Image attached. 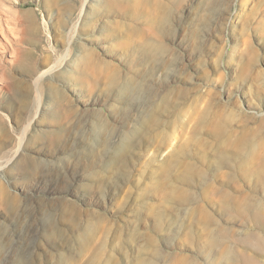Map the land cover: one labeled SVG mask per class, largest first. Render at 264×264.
<instances>
[{"label":"rangeland","instance_id":"obj_1","mask_svg":"<svg viewBox=\"0 0 264 264\" xmlns=\"http://www.w3.org/2000/svg\"><path fill=\"white\" fill-rule=\"evenodd\" d=\"M0 27V264H264V0H0Z\"/></svg>","mask_w":264,"mask_h":264},{"label":"bare ground","instance_id":"obj_2","mask_svg":"<svg viewBox=\"0 0 264 264\" xmlns=\"http://www.w3.org/2000/svg\"><path fill=\"white\" fill-rule=\"evenodd\" d=\"M2 21V20H1ZM1 28V27H0ZM11 29V28H10ZM0 32L3 33L4 31L2 30V28L0 29ZM4 35V34H3ZM5 37V36H4ZM70 54V50L68 49L66 54H65V57H68ZM82 61V66H80L78 69H75V72L73 73V75H79L81 73V71H86L90 68V64L92 63L93 61V55L90 54V53H87L85 55L84 58L81 59ZM55 68L54 67H51L50 69L48 70H45L41 75H49V74H52L54 72ZM42 77V76H41ZM24 141V140H23ZM21 148V146H20Z\"/></svg>","mask_w":264,"mask_h":264}]
</instances>
